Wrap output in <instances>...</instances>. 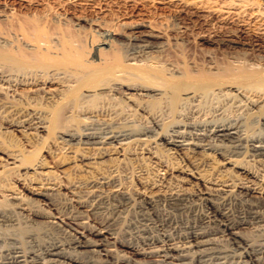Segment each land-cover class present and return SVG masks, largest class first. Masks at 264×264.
I'll use <instances>...</instances> for the list:
<instances>
[{
	"label": "bare ground",
	"instance_id": "1",
	"mask_svg": "<svg viewBox=\"0 0 264 264\" xmlns=\"http://www.w3.org/2000/svg\"><path fill=\"white\" fill-rule=\"evenodd\" d=\"M142 1L264 35V0ZM138 24L121 48L103 29L87 60L64 29L0 10V122L26 144L0 141V264H143L125 250L144 264H264L261 48L229 35L220 57L188 64ZM14 177L38 198L11 191Z\"/></svg>",
	"mask_w": 264,
	"mask_h": 264
},
{
	"label": "rangeland",
	"instance_id": "2",
	"mask_svg": "<svg viewBox=\"0 0 264 264\" xmlns=\"http://www.w3.org/2000/svg\"><path fill=\"white\" fill-rule=\"evenodd\" d=\"M166 2H145L142 0H0V10H13L18 18L31 19L37 24L41 22L42 26L43 24L47 25V29H64L81 46L88 58L87 60H91L95 48L101 46L105 40L103 29L110 28V26L114 29L116 35L113 43L121 48L123 46L121 43H125L133 32L132 26L139 25L138 23L143 24L145 21H152L153 26H156H154L155 28L161 29L160 31L163 30L168 42L176 45L184 54L183 59L186 58L185 61L188 64L193 59L200 61L202 59L201 54L208 49H213L220 57L219 52L226 48L224 41L229 35L234 38L233 40L250 43V45L256 46L255 48L259 45L258 47L261 49L257 50V53L260 52L261 55H264L263 34H256L255 36V33L253 34L246 27L244 28L237 23L229 22L226 25H221L214 15H208V13L194 8H185L180 11L177 5ZM92 22L103 23L102 27L105 25L108 27L102 29ZM148 30L150 29L146 26L140 28L141 32H148ZM180 30L184 34L181 35ZM179 35L180 38L176 42L175 39ZM214 39L216 40L212 45L211 41ZM127 51L124 48V52ZM199 66L202 67L200 64ZM0 141H13L21 148L26 147L16 128L5 122H0ZM3 147L0 143V149ZM3 160L4 157L0 152V161ZM56 173V175L59 174L57 171ZM22 179L17 180L15 177L9 179L11 191L32 200L37 199L38 196L34 194L35 190L37 191L36 185L24 178ZM189 188L193 189L194 187L190 185ZM4 190L3 192L0 191V194L8 193ZM59 196L61 195L59 194ZM243 231L245 237L250 239L256 237L254 229H244ZM123 254L133 256L143 264L147 260L126 250Z\"/></svg>",
	"mask_w": 264,
	"mask_h": 264
}]
</instances>
